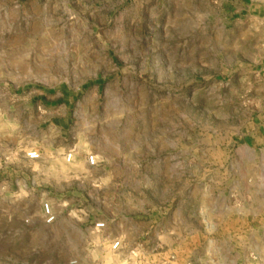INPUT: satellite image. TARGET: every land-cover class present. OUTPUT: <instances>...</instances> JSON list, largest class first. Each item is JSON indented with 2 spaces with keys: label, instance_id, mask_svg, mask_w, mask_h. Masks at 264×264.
I'll use <instances>...</instances> for the list:
<instances>
[{
  "label": "rangeland",
  "instance_id": "rangeland-1",
  "mask_svg": "<svg viewBox=\"0 0 264 264\" xmlns=\"http://www.w3.org/2000/svg\"><path fill=\"white\" fill-rule=\"evenodd\" d=\"M223 21L222 0H0V264H264L260 55Z\"/></svg>",
  "mask_w": 264,
  "mask_h": 264
},
{
  "label": "crops",
  "instance_id": "crops-1",
  "mask_svg": "<svg viewBox=\"0 0 264 264\" xmlns=\"http://www.w3.org/2000/svg\"><path fill=\"white\" fill-rule=\"evenodd\" d=\"M222 16L225 26L228 22L234 28H239L236 39H252L256 44L259 58L253 64L257 79L261 82L260 92H264V0H222ZM264 114V108L262 110ZM253 133L244 140L243 148L252 149L264 140V129L260 125L252 126ZM2 138V137H1ZM1 140V139H0ZM2 152V150H1ZM2 154L0 165L2 166ZM56 215V214H55ZM57 221V216H56ZM56 223V222H55Z\"/></svg>",
  "mask_w": 264,
  "mask_h": 264
},
{
  "label": "built area",
  "instance_id": "built-area-1",
  "mask_svg": "<svg viewBox=\"0 0 264 264\" xmlns=\"http://www.w3.org/2000/svg\"><path fill=\"white\" fill-rule=\"evenodd\" d=\"M2 137V132L0 130V139ZM74 152H70L66 159H67V162H71L74 158ZM26 158L30 161H39L41 159V155L38 151H29L28 153H26ZM87 164L89 166H96L98 164V159L95 155H89L87 157ZM43 214H44V220H45V223L46 225H53L55 222H56V215L52 209V207L49 205V204H45L43 206ZM105 228V223H98L96 224L95 226V230L96 231H101V230H104ZM121 246V242L119 241H116L114 242V244L112 245V249L115 251V250H118Z\"/></svg>",
  "mask_w": 264,
  "mask_h": 264
},
{
  "label": "bare ground",
  "instance_id": "bare-ground-1",
  "mask_svg": "<svg viewBox=\"0 0 264 264\" xmlns=\"http://www.w3.org/2000/svg\"><path fill=\"white\" fill-rule=\"evenodd\" d=\"M2 132V131H1Z\"/></svg>",
  "mask_w": 264,
  "mask_h": 264
}]
</instances>
